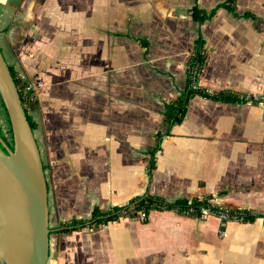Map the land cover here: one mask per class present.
Masks as SVG:
<instances>
[{"label":"crops","instance_id":"0c3cea01","mask_svg":"<svg viewBox=\"0 0 264 264\" xmlns=\"http://www.w3.org/2000/svg\"><path fill=\"white\" fill-rule=\"evenodd\" d=\"M142 1L0 0V49L7 63L17 72L37 51L39 67L50 72L37 94L49 156L43 162L49 174L46 264H264L262 218L229 222L224 237L215 217L176 211H152L145 223L122 218L62 231L72 227L67 221L89 218L94 206L107 210L146 192L169 202L203 192L219 206L264 214V21L213 18L201 25L208 60L199 84L261 101L194 96L183 120L162 138L148 181L147 150L162 129L164 102L184 84L197 29L189 34L179 23L170 31L150 27L143 35L149 42L144 59L146 49L133 39L142 36L127 32L121 21L125 9L141 11ZM256 3L264 0H246L245 10L260 17ZM78 9L103 17L94 18L99 31L87 39L82 56L86 84L71 77L66 86L47 27L57 11ZM127 41L140 53L130 52Z\"/></svg>","mask_w":264,"mask_h":264},{"label":"water","instance_id":"95a60500","mask_svg":"<svg viewBox=\"0 0 264 264\" xmlns=\"http://www.w3.org/2000/svg\"><path fill=\"white\" fill-rule=\"evenodd\" d=\"M0 98L12 136L7 144L0 135V264H46L50 228L43 161L1 49Z\"/></svg>","mask_w":264,"mask_h":264},{"label":"trees","instance_id":"16d2710c","mask_svg":"<svg viewBox=\"0 0 264 264\" xmlns=\"http://www.w3.org/2000/svg\"><path fill=\"white\" fill-rule=\"evenodd\" d=\"M219 9L225 10L234 17L251 20L257 19V16L250 10H244L239 13L237 10V0H223L213 5L210 9L200 6L198 0H192V4L188 8V13L191 20L197 23V34L193 40L192 51L185 60L184 84L182 88L177 89V95L174 99L164 102L162 110V114L164 116L162 129L156 132L154 145L147 150V154L149 156L147 161L148 181H150L152 177V170L155 167V153L160 148L162 138L169 135L170 129L174 124L180 123L183 120L187 111L189 100L194 96H199L212 101L232 103L257 104L261 101L251 94L247 95L228 88L209 90L199 84L200 76L208 60V50L205 47V40L201 33V25L206 21H211L216 16ZM133 39H135L141 47L145 49L149 45L145 36L133 37ZM147 52L148 50L146 49L143 53L144 59H146L145 56ZM9 70L18 89L29 125L34 132L37 128V122L28 113V110L30 107L37 104L38 99L34 94L26 91L25 85L28 81L18 76L15 69L10 65ZM1 104L3 105L2 100ZM9 132L11 134L10 125ZM0 135L7 144H12V136L10 135V139H7V137L2 133L1 127ZM43 168L45 169V166H43ZM200 189L203 190L202 186H200ZM208 200H210V197L205 196L203 192L198 197H193L191 199L178 198L172 202L167 201L160 195H153L146 192L145 194L131 198L126 204L121 206H112L107 210H102L98 206H94L89 218L72 219L71 221H67L65 224L71 225L72 227L63 228L62 231L71 232L87 226L96 228L99 225H105L110 221H116L126 217L130 220H138L139 213L144 214V220L141 222L145 223L152 211H176L182 214L190 206L199 207L200 205L205 204ZM231 211L237 213L239 216V223H252L257 218H262L264 222V214H256L250 210L240 208L231 209ZM187 216L198 218V213L191 212Z\"/></svg>","mask_w":264,"mask_h":264},{"label":"rangeland","instance_id":"374dc122","mask_svg":"<svg viewBox=\"0 0 264 264\" xmlns=\"http://www.w3.org/2000/svg\"><path fill=\"white\" fill-rule=\"evenodd\" d=\"M144 1V2H143ZM142 1V10L131 11L125 9V12L122 14L121 21L125 25V30L127 32H133L136 36H143L144 31H148L156 27H163V30L170 31L176 23H179L182 31L189 32V34L194 33L198 26L192 21L187 13L188 8L192 4V0H143ZM223 0H199V5L210 9L213 5ZM255 2V1H254ZM102 4V1L98 2V6ZM238 4V3H237ZM246 0H241L239 4V12H243L247 7H245ZM255 5V11H260L264 13V4H253ZM100 7L94 8V11L98 10ZM93 11V12H94ZM111 11H105L108 13V18L111 16ZM58 14L53 18L47 27V31L52 38H49L53 43L54 53L58 56L59 65H61V73L63 74L65 81L64 85L69 86L70 82L68 78H75L85 85L87 80L84 75L82 78L80 74L85 71L86 60L82 58L85 55L86 47L90 45L88 38L91 39L92 35L96 34L99 31L96 27H92L94 18H102L101 13H94L91 11H85L78 9L75 13L70 11H57ZM116 15V14H115ZM244 18L234 17L231 14L225 12L221 9L217 12L213 20L215 21H239ZM264 21V15L261 14L260 17H257L256 21ZM258 27L259 24H257ZM133 27H137L136 31H133ZM171 27V28H170ZM147 29V30H146ZM159 29V28H158ZM155 29L153 31H157ZM149 36V34H147ZM150 38V36H149ZM53 39V40H52ZM160 46V44H159ZM127 47L130 52L136 54L140 53L136 43L132 41H127ZM39 57L38 52L36 51L32 60L29 61V64L19 63L17 68V74L24 80H40L43 83L42 90L46 86V76H50L49 71H45V65L39 67L38 65ZM50 64V61L46 62ZM67 78V79H66ZM41 90V91H42ZM70 102L74 103L76 98L75 95L71 94ZM28 113L35 119L38 124V127L34 130L35 138L41 146V155L43 162L49 160L47 146L48 140L45 139V129L41 122V106L35 104L30 107ZM0 127L2 133L10 139L9 132V122L7 118L6 111L1 104L0 100ZM45 169V173L47 174ZM49 175V174H47Z\"/></svg>","mask_w":264,"mask_h":264},{"label":"built area","instance_id":"2783aa9c","mask_svg":"<svg viewBox=\"0 0 264 264\" xmlns=\"http://www.w3.org/2000/svg\"><path fill=\"white\" fill-rule=\"evenodd\" d=\"M42 87H43V83L40 80H36V81L29 80L25 85L26 91L34 94L36 97L38 92L42 89ZM191 212H197L198 218L200 219L215 217L219 222L221 228L220 235L222 237L226 235V231L224 227L227 223L239 221V216L237 215L236 212L231 211L230 208L217 205L211 199L208 200L205 204L200 205L199 207L190 206L182 214L189 215ZM143 220H144V214L139 213L138 221L141 222Z\"/></svg>","mask_w":264,"mask_h":264}]
</instances>
